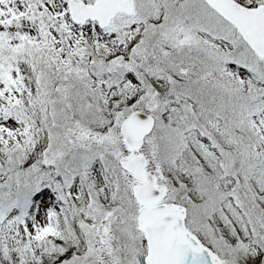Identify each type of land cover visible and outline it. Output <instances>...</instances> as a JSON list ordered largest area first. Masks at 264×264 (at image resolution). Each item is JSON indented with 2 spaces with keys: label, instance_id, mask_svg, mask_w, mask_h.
<instances>
[{
  "label": "snow or ice",
  "instance_id": "6c2138e0",
  "mask_svg": "<svg viewBox=\"0 0 264 264\" xmlns=\"http://www.w3.org/2000/svg\"><path fill=\"white\" fill-rule=\"evenodd\" d=\"M0 264H264V0H0Z\"/></svg>",
  "mask_w": 264,
  "mask_h": 264
}]
</instances>
